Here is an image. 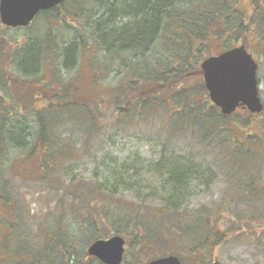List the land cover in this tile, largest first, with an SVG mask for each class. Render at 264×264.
Here are the masks:
<instances>
[{"label": "trees", "instance_id": "trees-1", "mask_svg": "<svg viewBox=\"0 0 264 264\" xmlns=\"http://www.w3.org/2000/svg\"><path fill=\"white\" fill-rule=\"evenodd\" d=\"M250 33L264 41V0H65L39 11L28 26L0 24V198L15 206L10 187L15 164L23 163L21 176L56 179L73 193L83 230L98 227L85 245L119 234L143 250L161 246L159 252L176 253L184 264H210L231 240L264 243V211H257L264 208V109L223 114L201 70L206 57L231 42L247 45ZM141 124L162 147L151 180L142 184L147 193L137 188L127 161L110 168L93 148L110 128ZM86 158L102 169L101 184L61 183ZM35 162L42 174L30 168ZM218 173L225 180L221 199L188 208L190 182L205 176L209 184ZM121 187L137 189L135 202L110 200ZM240 204L245 212L222 231L220 223L233 219ZM59 206L64 216V200ZM56 227L64 228L59 220ZM2 233L0 247L7 249L11 234ZM14 233L27 236L23 228ZM47 236L43 251L74 250L67 232L53 228Z\"/></svg>", "mask_w": 264, "mask_h": 264}, {"label": "rangeland", "instance_id": "rangeland-1", "mask_svg": "<svg viewBox=\"0 0 264 264\" xmlns=\"http://www.w3.org/2000/svg\"><path fill=\"white\" fill-rule=\"evenodd\" d=\"M234 45H237V43L231 42L228 47ZM221 47L223 46L221 45ZM247 47L250 49L249 51L253 54L259 65L257 72L260 83L259 92L264 103V41H259L255 35L250 33ZM262 117L264 118V114ZM255 118H259V116ZM138 127L139 129L130 127L123 132L110 128L93 148L98 159H101V157L107 158L109 163H106L110 168L116 167L119 170L122 163L127 161L126 164L132 168L130 176H133L134 180H137L140 184L136 185L137 188L140 192L147 193L148 190L142 184H146L151 180L149 178L152 174L149 172V168L151 164L159 158L162 147L148 129L150 126L141 124V126ZM75 140L78 145L82 142L81 139L76 138ZM183 157L191 159L192 155L186 153L183 154ZM115 160L116 162H114ZM29 166L30 168H35L37 174H42V170L37 162ZM14 169L17 172V176L12 180L10 196L15 202V206L10 203L7 207L4 203V199L0 198V214L6 209L7 213H5V216L7 217L5 220L8 222V228L6 226L3 227V230L0 229V233L3 232L2 235L5 233L6 237L11 234L9 240L6 241V243H8V248L0 247V264H19V262L16 261H19V258H23L27 252L43 251L44 244L46 243V246H49L50 244L48 243H51L47 241V235L53 228H55L56 231L59 230V232L63 230L68 233V236L74 237V246L72 244L70 245L74 250L71 251V253L69 252V254H71L69 259L73 255L79 256L78 253L86 251L89 245L85 244L93 231L95 232L98 230V227H95V230H83L85 229V226H83V220L85 219L82 217L77 218L74 215V212H76L75 207H77L74 203L78 202V200H75L73 193L62 188L63 186L59 187L60 185L57 184L56 179L46 183L38 180V177L33 176V174L29 175L32 180L27 179L28 176L26 178L21 176L20 174L24 173V169L26 170V166H24L23 163L15 164ZM114 170L117 171V169ZM104 173L108 175L106 170H104ZM9 177L11 178L12 175H9ZM62 177L61 183H65L66 186L70 184V181H74L75 185H86L89 183H96L99 185L102 182L103 173L102 169L98 168L97 162L91 159L87 160L86 158L84 161L72 165L68 169V172ZM262 178V183L264 185V168ZM202 180L203 181L193 180L190 182L185 202L188 208L209 205L221 199L225 190V180L221 174L218 173V177L209 184H207L205 176H203ZM138 193L135 187H131L130 189L121 187L117 190L116 196H113L114 198H110L105 191H100V196L101 198L104 196L109 197L110 200L114 202L121 200L125 203L129 202L132 204L135 202L134 197ZM62 200H64L66 209H68V212H66L64 216H62V213L60 214L61 207L59 203ZM159 204V201H152L151 207L155 208L154 212H156V210L160 211L159 206L161 205ZM243 205L240 204L237 215L235 211H233V219H230L227 224L220 223L222 231L225 227L230 225V223L234 222V220L241 215V212H245L246 207L243 208ZM257 211H264V208L258 207ZM163 212L165 211L163 210ZM58 220L62 222L64 226L63 229L56 227V221ZM98 221L101 220L98 219ZM260 223L264 224V220ZM11 224L14 231L12 233H9V231L6 233L7 229H10ZM21 226L27 235L25 239L16 238V233H14L17 230H22ZM101 228L102 229H99V231L102 230L103 232L107 229V227ZM51 240L53 242L57 239L51 238ZM254 240L255 239H252L251 242L246 238L231 240L221 246L218 258L223 264H264V243H254ZM170 245H175V243L170 241ZM0 246H2L1 243ZM159 247L161 246H151L143 250L140 245L139 251L142 252V255L149 256L151 252L158 253ZM58 251L62 252V249L59 250L58 248ZM46 252L53 253V250H48ZM48 260L52 263V259L49 258ZM61 260L62 258L60 259L59 257L57 262H61Z\"/></svg>", "mask_w": 264, "mask_h": 264}, {"label": "water", "instance_id": "water-1", "mask_svg": "<svg viewBox=\"0 0 264 264\" xmlns=\"http://www.w3.org/2000/svg\"><path fill=\"white\" fill-rule=\"evenodd\" d=\"M65 0H0V22L8 27L28 26L39 11L53 8ZM258 64L245 45L205 58L201 70L210 100L225 115H230L240 106L253 113L263 110L257 77ZM124 239L115 235L98 239L89 253L110 264H119L123 253ZM149 264H182L176 255H169ZM212 264H222L215 258Z\"/></svg>", "mask_w": 264, "mask_h": 264}, {"label": "flooded vegetation", "instance_id": "flooded-vegetation-1", "mask_svg": "<svg viewBox=\"0 0 264 264\" xmlns=\"http://www.w3.org/2000/svg\"><path fill=\"white\" fill-rule=\"evenodd\" d=\"M100 238V237H99ZM96 238V239H99ZM96 239L89 242L91 245ZM124 251L122 253L121 260L119 264H149L152 261L158 260L160 258L169 256L172 253L166 252H151L149 256L142 255L138 247L132 246L131 241L124 237ZM71 254L69 252H53L47 253L46 251H34L27 252L22 259V264H110L99 258L95 254H90L88 250L78 253L79 256L73 255L70 259ZM62 258L61 262H57V259ZM52 259V263L48 259ZM182 261V260H181ZM183 262V261H182ZM184 264V262H183Z\"/></svg>", "mask_w": 264, "mask_h": 264}]
</instances>
